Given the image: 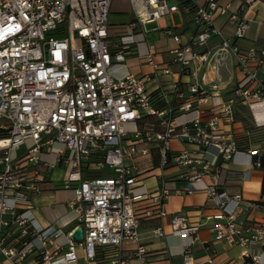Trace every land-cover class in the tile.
Here are the masks:
<instances>
[{
    "label": "built area",
    "instance_id": "obj_1",
    "mask_svg": "<svg viewBox=\"0 0 264 264\" xmlns=\"http://www.w3.org/2000/svg\"><path fill=\"white\" fill-rule=\"evenodd\" d=\"M112 1L0 0V256L10 264H27L30 253L39 258L34 264H77L74 257L60 258L81 246L87 261L95 259L98 248H112L108 264H126L122 245L138 242L141 221L155 215L169 217L167 227H157L155 235L179 234L189 240L181 251L184 264H189L188 253L201 224L163 211L162 201L171 193L166 188L154 197L155 209L142 204L144 194L133 193L140 165L155 153L160 169L171 163L189 169L183 191L205 190L218 210L214 240L239 246L241 264H261L264 220L239 219L240 195L215 183H201L204 175L218 172L219 161H229L239 151L232 130L224 129L236 121L238 106L264 107V46L241 43L248 29L245 4L231 11L217 0H205L203 5H196V0H179V5L126 0L134 20L129 34L120 38L114 62L108 41ZM180 9L192 14L196 30L183 43L166 29L177 45L168 53L178 70L173 73L168 65L155 63L151 49L146 60L154 73L188 76L190 82L185 90L174 84L172 101L159 111L146 89L151 76L130 72L117 76L113 68L123 65L124 48L133 43L136 27ZM215 15L232 24L233 41L223 39L215 51L199 52L209 37L221 33L214 25ZM223 52L233 56L240 78L228 99L214 102L221 84L218 56ZM204 66L213 73L210 90L199 81ZM152 116L156 123L140 124ZM173 140L197 147L199 154L173 150ZM44 153L53 154L52 163L42 160ZM253 165L259 167V160ZM55 166L64 168L60 187L74 193L66 205L74 227L63 242L59 239L67 224L40 227L28 214L32 196L42 192L45 170ZM103 167L107 175L92 172ZM248 206L264 208L260 202ZM12 226L18 232L10 241L5 231ZM78 227L83 239L75 242L71 236ZM146 253L143 246L136 249L140 264H147Z\"/></svg>",
    "mask_w": 264,
    "mask_h": 264
},
{
    "label": "crops",
    "instance_id": "obj_2",
    "mask_svg": "<svg viewBox=\"0 0 264 264\" xmlns=\"http://www.w3.org/2000/svg\"><path fill=\"white\" fill-rule=\"evenodd\" d=\"M217 0L221 6H228L231 11L238 9L239 5L245 4V18L248 20V29L245 39L241 42L247 46L256 44L264 46V0ZM169 4L179 5V0H168ZM205 0H196V5H203ZM177 15V22L174 15ZM167 18L171 22L168 25ZM134 20L130 4L126 0H113L108 19V41L113 47V61L118 62L115 57V50L119 48L120 38L129 34L128 25ZM214 25L220 29V35H212L207 39L204 45L197 50H210L211 52L219 48L223 39L233 41L232 24L221 15L214 16ZM156 24L158 38L151 42H146L147 31L145 25L143 28L136 27L131 39L133 43L124 48L123 65H116L113 72L117 75H123L126 72L142 76L149 75L151 80L147 83L146 89L154 96L153 107L162 110L172 101L173 85L178 84L182 89L190 82L188 76L164 75L160 71L153 72L152 67L146 60V55L151 49L154 52V61L159 66L168 65L173 73L178 70V65L173 61V56L168 53L170 49L177 45L172 37L166 34V29L179 35L183 43H187L194 34L196 27L192 20V14L185 13L181 9L178 12L164 16L159 20L147 23ZM219 74L221 84L219 90L212 97L214 102L224 101L231 95L235 82L240 78V74L235 67V60L228 52H223L218 56ZM213 73L204 66L199 74V81L205 89L210 90ZM246 114L248 115L246 117ZM242 118H246L244 121ZM148 122H157V117H149ZM224 129L232 130L235 140L241 143L238 153L229 161H219L217 164L218 172L213 175H204L201 179L203 185L216 184L219 189L228 192L231 195H240L242 203L238 211L239 219L261 221L264 220V208L250 209V202H260L264 205V188H262V179L264 172L260 167L253 165L252 156L248 151H257L264 154V107L238 106L237 119ZM236 142V143H237ZM173 150L187 149L199 154L197 147L188 144H182L179 141L171 142ZM42 160L52 163L54 156L51 153H44ZM1 169V166H0ZM59 169L61 174L55 176V170ZM189 169L174 166L172 163L164 169L158 167V157L152 154L150 161L143 162L140 165L137 182L133 187L134 194H144L146 200L143 205L155 209L154 197L162 189L171 191L170 195L162 201V209L168 215L183 214L189 222L201 224L197 236L198 240L191 246L188 256L191 258L189 264H241V248L236 245H230L224 241L214 240V231L212 230L215 216L218 210L207 199L205 190L200 189L193 193H187L184 190L189 177ZM64 168L55 166L53 169L45 170V181L40 184L42 192L33 195L31 198V207L28 214L32 215L40 227L49 224L56 226L67 224L63 228V235L60 241H64L67 234L74 227L73 213L66 207L67 202L73 198V189H63L60 187ZM178 191V193L174 192ZM211 216V219H206ZM8 220V216H3ZM169 217L160 218L153 216L142 220L140 223V240L138 242H127L121 247V254L126 258V264H140L135 257V251L139 246L146 249L147 264H184L181 251L188 244L189 240L179 234L166 236H157L154 230L159 226L167 227ZM6 234L10 241H13L17 232L14 226L6 229ZM53 249V248H50ZM68 250H64V254ZM114 253L112 248H98L96 257L92 261L85 259L84 251L81 246H77L73 255H65L60 259L75 258L77 264H108L109 257ZM35 253H30L24 260L27 264H34ZM58 260V259H57ZM56 260V261H57ZM0 264H10L3 256H0ZM261 264H264V252L261 253Z\"/></svg>",
    "mask_w": 264,
    "mask_h": 264
},
{
    "label": "rangeland",
    "instance_id": "obj_3",
    "mask_svg": "<svg viewBox=\"0 0 264 264\" xmlns=\"http://www.w3.org/2000/svg\"><path fill=\"white\" fill-rule=\"evenodd\" d=\"M174 18H175V21L177 22V15L175 14L174 15ZM167 22H168V25H170V21L169 19L167 18ZM157 29L156 27V24L153 23V24H146L145 25V30L147 31V37H146V42L147 43H151L153 41H155L157 38H158V35H157V32H153L152 30L153 29ZM248 115L246 114V117ZM244 121H247L246 118H242ZM96 170H99V171H92L93 173L95 174H99L100 172H102L104 175H107V167H103V168H99V169H96ZM61 174L60 170L59 169H56L55 170V176H59Z\"/></svg>",
    "mask_w": 264,
    "mask_h": 264
},
{
    "label": "trees",
    "instance_id": "obj_4",
    "mask_svg": "<svg viewBox=\"0 0 264 264\" xmlns=\"http://www.w3.org/2000/svg\"><path fill=\"white\" fill-rule=\"evenodd\" d=\"M147 121H149V117H146L140 124L147 122ZM240 146H241V143L237 142L238 150ZM257 159L259 160L260 169L262 170V172H264V154H259V155L256 154L252 156V161H255ZM262 188H264V179H262Z\"/></svg>",
    "mask_w": 264,
    "mask_h": 264
},
{
    "label": "water",
    "instance_id": "obj_5",
    "mask_svg": "<svg viewBox=\"0 0 264 264\" xmlns=\"http://www.w3.org/2000/svg\"><path fill=\"white\" fill-rule=\"evenodd\" d=\"M72 239L75 242H79L83 239V230L82 227H78L73 233H72Z\"/></svg>",
    "mask_w": 264,
    "mask_h": 264
}]
</instances>
